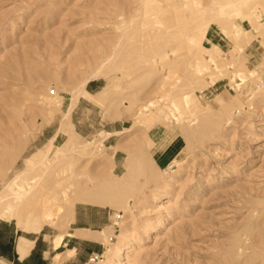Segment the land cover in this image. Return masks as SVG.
Instances as JSON below:
<instances>
[{
    "label": "rangeland",
    "instance_id": "374dc122",
    "mask_svg": "<svg viewBox=\"0 0 264 264\" xmlns=\"http://www.w3.org/2000/svg\"><path fill=\"white\" fill-rule=\"evenodd\" d=\"M0 198L25 264H264V0H0Z\"/></svg>",
    "mask_w": 264,
    "mask_h": 264
},
{
    "label": "crops",
    "instance_id": "0c3cea01",
    "mask_svg": "<svg viewBox=\"0 0 264 264\" xmlns=\"http://www.w3.org/2000/svg\"><path fill=\"white\" fill-rule=\"evenodd\" d=\"M178 144V138L175 137L168 143V145L160 150L159 159L163 164L171 162L174 157L177 156L181 150V147ZM64 240L65 237L63 241ZM33 242L34 246L30 250L24 249L22 245L18 246L16 251L10 247L0 248V264H25V262H29L32 256L35 255V244L37 241L34 240Z\"/></svg>",
    "mask_w": 264,
    "mask_h": 264
},
{
    "label": "bare ground",
    "instance_id": "6f19581e",
    "mask_svg": "<svg viewBox=\"0 0 264 264\" xmlns=\"http://www.w3.org/2000/svg\"><path fill=\"white\" fill-rule=\"evenodd\" d=\"M156 107H158V109H161V106H156ZM66 124H68V123H66ZM58 133H61V134H63L64 136H65V138H66V135L68 136V137H70L71 139H72V136H71V134H70V130L66 127V126H62V127H60L59 128V130H58ZM57 133V134H58ZM56 137V136H55ZM52 142V141H51ZM51 142H49V143H51ZM52 144V143H51ZM81 152H86L85 150H83V151H81ZM176 162V161H175ZM172 166H175V164L174 165H171L170 166V168H172ZM55 174H57L58 175V173H56L55 172ZM38 178V177H37ZM69 178V177H68ZM40 179V178H39ZM32 180H34V179H32ZM86 179H84L83 181H81V182H79V183H77L76 185H74V186H66L65 187V190L64 191H62V193H64V194H67V193H69L70 192V189L72 190H77V189H79L80 187H83L84 186V183L86 182L85 181ZM36 183H34V184H37V181L36 180H34ZM45 181H46V178L45 177H43L42 178V182H41V186H40V188L44 185V183H45ZM30 182H32V181H30ZM33 183V182H32ZM34 184H32V185H30V187L28 188L29 189V192H32V190H34L33 188H34ZM40 184V183H39ZM36 193V192H35ZM2 197V196H1ZM7 199V198H6ZM5 198L3 199V198H0V209L1 210H3L2 212H0V214L1 213H3V214H6L7 215V213H5V211L8 209V208H10L12 205H14V203L15 204H19V202H20V200L18 199V200H13V199H7L6 200ZM90 201V200H89ZM92 201V200H91ZM57 202H58V200L55 198V197H51L48 193H44V194H42L40 197H38V198H36L35 199V204H43L42 206H44V205H46L47 207H48V211L46 212V216H45V218H43L44 219V222L45 221H48V220H52V218H53V213H52V208H54L56 205H57ZM18 209V208H17ZM84 229H82V231H83ZM86 231V230H85ZM80 233H82V232H80ZM69 236H71V234H68ZM104 238H107V237H104ZM104 240H106V239H104ZM63 242V241H62ZM61 242V243H62ZM121 244V243H120ZM123 247V246H122ZM126 247V246H125Z\"/></svg>",
    "mask_w": 264,
    "mask_h": 264
}]
</instances>
